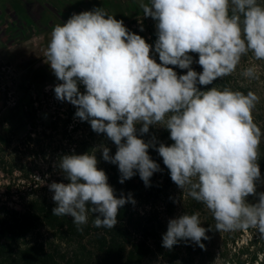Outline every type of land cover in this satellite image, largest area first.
Here are the masks:
<instances>
[{
	"label": "clouds",
	"instance_id": "1",
	"mask_svg": "<svg viewBox=\"0 0 264 264\" xmlns=\"http://www.w3.org/2000/svg\"><path fill=\"white\" fill-rule=\"evenodd\" d=\"M140 8L155 21L159 63L152 45L103 7L74 13L52 28L44 61L60 81L55 98L73 105L75 117L116 146L114 155L100 144L59 158L67 183L48 184L52 215L71 217L80 231L90 214L94 227L115 228L120 208L135 200L131 193L116 196L96 153L118 166L119 183L138 173L148 187L161 171L149 155L154 148L172 182L211 212L217 232L255 228L264 236V192L257 191L264 132L253 118L260 97L230 87L202 90L232 75L249 54L264 61V3L141 0ZM193 53L200 72L192 68ZM177 67L186 73L178 75ZM259 67L251 64L241 75L257 80ZM153 126L167 130L173 143L142 139ZM210 230L199 212H185L168 221L162 247L191 241L204 249Z\"/></svg>",
	"mask_w": 264,
	"mask_h": 264
},
{
	"label": "rangeland",
	"instance_id": "2",
	"mask_svg": "<svg viewBox=\"0 0 264 264\" xmlns=\"http://www.w3.org/2000/svg\"><path fill=\"white\" fill-rule=\"evenodd\" d=\"M1 1L13 4V0H0V4ZM19 1H24L26 4L23 11L19 9H5L1 6L3 4L0 5V24L2 22L3 24L10 22L12 19V26L14 25L16 28L15 32L6 41H0V128H10L12 130L8 136L9 144L3 145L2 150L7 161L16 159L19 163L32 170L30 175L33 176L35 174L40 175V177L35 179L39 185L35 191L28 192L22 190L18 201L7 204L11 199L4 200L3 189L6 188L9 179L12 185H18L19 179L22 178H20V171L17 169L11 175L0 168V207L6 206L23 211L25 204L33 198L47 197L52 200L53 193L49 191L48 184L53 181L67 183L66 180H62L64 176L56 165L59 158L69 154L75 145L80 146L82 142H87L92 149L100 144H104L110 149V155L115 154L116 146L105 134L94 132L87 121L73 119L67 128L63 126L64 120L68 118L67 113L69 112L70 103L66 101L62 102L55 98L53 89L60 81L56 79L50 66L44 61L50 33L54 25L66 22L70 18L71 12L72 14H78L82 11L102 6L100 4H96V6L89 5V2L92 0H68L67 5L72 7L68 9V14L65 13L66 10L54 7L47 0ZM120 2L124 1L120 0ZM258 2L264 3V0H258ZM122 7V10L130 18L142 19L144 16L142 9H136V6H132L131 8L133 9H127L129 7H125V5ZM16 10L19 11L17 12ZM105 10L109 14L115 15L119 20L124 16L122 13L116 14L115 9L106 8ZM130 18H127L126 24L129 23ZM28 19L31 21L32 26ZM2 36L3 32L0 29V38ZM151 55L158 63L160 62L157 53L153 52ZM192 55L194 60L192 68L197 72L202 71L201 67L195 63L198 60V55L194 53ZM251 64H258L260 66L258 69L259 79L257 80H247L241 75L243 69ZM182 71L186 73V70ZM223 83L233 90H240L245 93L251 90L260 97V101L253 111V118L255 123L260 126L262 132H264V61H255L249 54L242 58L241 64L232 75L220 80L218 79L213 85H208L206 88H202V90H207V88L213 86L223 88ZM34 95L38 102V112L36 114L38 121L36 120V130H32L33 132H31V126H29L24 116L26 112L24 106L32 107ZM14 102L17 103L16 106H12ZM55 120L60 122L58 131L51 129V123ZM137 128L139 129V125ZM65 131L67 132L66 134ZM163 132V128L153 126L150 127L149 133L143 135L141 138L148 142L155 136L157 143L162 142L170 145L172 142L168 138L163 139ZM30 133H34L32 141H29L27 138ZM43 133L52 134L53 138H48ZM261 145H264V137H262ZM81 148L80 154L88 152L83 146ZM149 149H152L153 152L156 151L154 148ZM96 156L99 161L98 168L110 171L105 172L108 176L109 184L114 188L110 176L112 164L102 159L101 152L97 151ZM159 165L161 171L157 172L154 179L157 186L165 182L162 159ZM260 168L262 181L258 182L257 191L264 192V163L260 165ZM248 199L250 202H255V197L250 196ZM134 200V209L140 215L147 218L152 215L157 216L162 224L160 235H163L167 231V224L170 219L177 218L185 212L189 214L188 207L190 201L193 199L187 195L186 191L182 192L175 183L171 182L165 193L157 200L152 199L147 201L146 198L138 197L134 198ZM169 201L175 203L172 212L169 209ZM198 212L202 224L208 217L206 213H211L205 206L203 211ZM39 232L41 236L37 234L38 232H33L28 236L27 240L31 242L36 241V239L40 241L46 239L55 240L53 234L47 229L42 228ZM232 233L233 231H223V237L232 235ZM245 237L246 234L242 235L241 240H244ZM222 239V237L216 239L213 250L219 248L222 244ZM60 245L63 250H72V247L64 242ZM145 264L167 263L159 255H152L145 261Z\"/></svg>",
	"mask_w": 264,
	"mask_h": 264
},
{
	"label": "trees",
	"instance_id": "3",
	"mask_svg": "<svg viewBox=\"0 0 264 264\" xmlns=\"http://www.w3.org/2000/svg\"><path fill=\"white\" fill-rule=\"evenodd\" d=\"M47 1L54 7H58V9L66 10L65 13L68 14V9L72 8L67 5L68 0ZM123 1L92 0L89 5L96 6V4H100L104 9L111 8L116 10V14H124L120 20L124 21L127 29L142 36L147 43L152 45L154 50L157 39L155 21L150 17H144L142 22L138 24V20L135 17L130 18L122 10V6L125 5V7H129L127 9H133L131 7H135V4L141 0ZM143 2L148 3V0H143ZM1 4L5 9H19L22 11L26 5L24 1L19 0H13V4L1 1ZM127 18L131 20L126 24ZM29 22L32 26L30 20ZM7 23L3 24L2 22L0 24V29L3 32L0 41H6L16 30L15 26H12V19ZM134 25H136L135 28H133ZM141 28H143V31H141ZM149 34L151 38H148ZM175 71H177L178 75L185 74L184 71L178 70V67L175 68ZM223 87L228 86L223 83ZM80 90L81 92L84 91L82 85ZM75 112L76 108L70 104L69 112L67 113L68 118L64 120L63 124L65 128L69 126L73 119L79 120V118L75 117ZM24 116L31 126V132L36 130V112L32 107L24 113ZM59 125L60 122L55 120L51 123V129L58 131ZM11 132L10 128H0V168L11 175L17 169L20 171V178H28L32 170L19 163L16 159H13V161L5 159L2 146L9 144L8 136ZM31 134L27 136L29 141L33 140ZM43 134L48 138H53L52 134ZM164 138L169 139V132L165 129L163 132ZM170 142L172 141L170 140ZM81 146L88 151L91 149L87 142H82L80 146L75 145L69 154H80ZM149 155L160 164L162 158L157 151L153 152L152 149H149ZM263 163L264 145H261L260 165ZM163 169L165 182L159 186L156 185L154 181L157 175L156 172L151 177L150 186L146 187L138 173L123 184L119 183L120 173L118 166L112 164L110 176L116 196L119 198L122 194L127 196L131 193L133 199L137 197L146 198L147 201L159 199L172 182L169 170L165 165ZM105 171L110 172L108 169H105ZM63 179L64 177H62ZM174 205L175 203L169 201L170 212H172ZM53 207H55L53 200L47 197L31 199L25 204L23 211L6 206L0 207V264H145V261L152 255H159L167 264H264V236L255 228H247L234 230L232 235L223 237V231H216V222L211 213H206L208 217L202 224L205 228H212V230L207 232L209 239L202 241L205 245L204 249H201L191 241H180L171 250H168L162 247V235H160L162 224L157 216L152 215L147 218L140 215L130 202L120 208L118 223L113 229L94 227V218L90 214L88 223L81 225L82 231H80L73 223L71 217L53 216ZM203 208L204 205L202 203L192 200L188 207L189 214L201 212ZM42 228L50 231L55 240L46 239L40 241L36 239L34 242L27 240L28 236L33 232H38L37 234L41 236L39 231ZM244 234H246V237L241 240ZM220 237L223 238L222 244L216 249L217 251L213 250L216 239ZM62 242L72 247V250H63L60 245Z\"/></svg>",
	"mask_w": 264,
	"mask_h": 264
},
{
	"label": "built area",
	"instance_id": "4",
	"mask_svg": "<svg viewBox=\"0 0 264 264\" xmlns=\"http://www.w3.org/2000/svg\"><path fill=\"white\" fill-rule=\"evenodd\" d=\"M143 18H144V16H143ZM142 19H137L138 20L137 23L140 24L142 22ZM135 26L136 25H134L133 28H135ZM155 32H156V28H155ZM148 38H151V35L150 34L148 35ZM153 52H155V51L152 49V52L151 53H153ZM16 104L17 103L14 102V103H12V106H16ZM31 106H32V109L37 114V112H38V110H37V108H38V102L36 101L35 95H34V101L31 104ZM24 109L26 111H28V109H31V108H29L28 106H24ZM33 134L34 133H32L31 136H33ZM39 177H40V175H35L34 174L33 176L30 175V177H28V178L19 179L18 185H12L11 180L9 179V181H8V183L6 185V188L3 189L4 200H7L8 198H10L11 201H9V203H7V204H11L12 202L18 201V199L20 197V194H22V190L28 191V192L35 191L39 187V185L36 183V180L35 179H37ZM30 178H32V179H30ZM9 186H11V188H9Z\"/></svg>",
	"mask_w": 264,
	"mask_h": 264
},
{
	"label": "crops",
	"instance_id": "5",
	"mask_svg": "<svg viewBox=\"0 0 264 264\" xmlns=\"http://www.w3.org/2000/svg\"><path fill=\"white\" fill-rule=\"evenodd\" d=\"M140 3H141V1H138V2L135 4V6L137 7L136 9H141V8H140Z\"/></svg>",
	"mask_w": 264,
	"mask_h": 264
}]
</instances>
